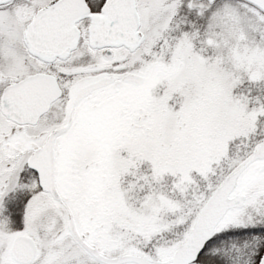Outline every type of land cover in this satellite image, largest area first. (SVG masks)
Returning a JSON list of instances; mask_svg holds the SVG:
<instances>
[{"label":"snow or ice","instance_id":"obj_1","mask_svg":"<svg viewBox=\"0 0 264 264\" xmlns=\"http://www.w3.org/2000/svg\"><path fill=\"white\" fill-rule=\"evenodd\" d=\"M0 264H264V0H0Z\"/></svg>","mask_w":264,"mask_h":264}]
</instances>
